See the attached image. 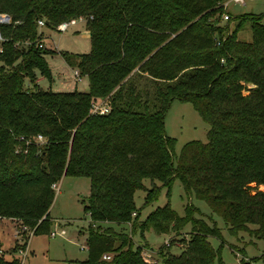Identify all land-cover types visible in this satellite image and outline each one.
Masks as SVG:
<instances>
[{"label":"trees","instance_id":"trees-1","mask_svg":"<svg viewBox=\"0 0 264 264\" xmlns=\"http://www.w3.org/2000/svg\"><path fill=\"white\" fill-rule=\"evenodd\" d=\"M222 1L0 0L10 17L0 22V217L50 233L52 184L86 176L81 264H224L216 220L197 216L192 197L230 234L245 230L264 243V12L220 23ZM78 17L89 27L90 50L62 56L87 75L88 90L41 88L37 73L50 77L44 55L54 50L37 21L55 28ZM246 22L251 40L237 35ZM174 99L190 102L209 124L206 141H186L178 153L164 127ZM97 100L109 110L91 112ZM175 178L189 200L184 214L167 200L140 218L134 191H146L144 207L162 187L168 194ZM186 225L180 252L169 251L172 241L157 249L162 263L143 257L146 241L134 244L135 234L178 235ZM209 237L219 240L216 248ZM21 246L9 257L1 251L0 264H20ZM257 260L264 263V251L240 264Z\"/></svg>","mask_w":264,"mask_h":264},{"label":"rangeland","instance_id":"rangeland-1","mask_svg":"<svg viewBox=\"0 0 264 264\" xmlns=\"http://www.w3.org/2000/svg\"><path fill=\"white\" fill-rule=\"evenodd\" d=\"M224 9V12H229L230 15H238L243 12L262 13L264 12V0H246L245 4L229 2ZM76 19V22L70 24L64 31L48 26L39 28L43 32L44 45L54 50V52L44 55L50 68V77L37 73V83L43 89L88 90L87 75H79L77 79L74 67L69 66L62 56L63 52L75 54L86 53L90 50V34L86 20L84 18ZM225 21L221 16L219 22L225 23ZM234 23V20L231 21L229 27L231 28ZM237 35L242 40H251L252 34L247 22L238 30ZM26 84H28L27 80ZM164 127L166 133L175 138L174 151L178 153L186 141L192 139L206 141L209 124L201 118L190 102L174 99L165 114ZM155 182L160 183L157 180ZM143 183L146 187L150 186L148 178H145ZM56 185L54 198L49 207V214L53 218L50 230L57 224V228H63L65 232L55 236H50L49 231L30 234L29 231L33 230V227L26 225L27 230L23 231L24 233L16 234V230L25 224L17 219L0 217V249L5 257L10 256V249L14 244H21L23 247L24 240L27 245L24 259L16 252L20 258V264H81L80 261L87 256V248H83V246H86L90 216L84 210V204L89 194V178L63 175ZM145 192L144 189H136L133 195L135 206L140 209V218H144L151 209L165 204L167 200L171 207L181 215L184 214L185 204L190 200L199 208L197 216H201L209 222H211L210 216L213 217L224 239L221 246L224 264H240L242 260H249L252 256L259 255L264 251L263 241L253 233L239 230L234 235L230 234L223 220L216 214H211L205 202L194 197L188 200L178 178H175L171 183L168 194L166 188L162 187L157 198L142 207ZM249 226L250 228L255 227L253 224H249ZM127 228L129 230V224ZM188 229L189 225H186L178 235L173 233L158 234L148 230L145 231L144 238L135 234L134 244L146 241L150 246V248L144 247L147 259L162 263L161 257L157 254L159 246L163 243L169 245L172 241L169 251L180 252L183 247L181 239L187 238L185 231ZM209 240L215 248L220 243L215 237H209ZM254 262L264 264L261 260Z\"/></svg>","mask_w":264,"mask_h":264},{"label":"built area","instance_id":"built-area-1","mask_svg":"<svg viewBox=\"0 0 264 264\" xmlns=\"http://www.w3.org/2000/svg\"><path fill=\"white\" fill-rule=\"evenodd\" d=\"M229 2H233V3H235V4H245L246 0H223V1L221 2V4L223 5V7H227V5H228ZM2 14H4V13H0V22H5V21H1ZM222 17H223V19L226 20V19L229 17V12H224V13H222ZM78 18H82V17H78ZM76 20H77L76 18H69V19H67V20H63V21L59 22V23L56 25V28H57L58 30H60V31H64V30L67 29V27H68L70 24L75 23ZM7 21H9V20H7ZM37 23H38V26H39V27H40V26H44V21H43L42 19H39V20L37 21ZM0 38H1V37H0ZM216 43L219 44L220 41L217 40ZM40 45H41V44H40ZM0 49H1V46H0ZM75 76H76L77 79L79 78V75H78L77 71H75ZM108 110H109V104L107 103L106 100H97V101H95V102L92 103V106H91V112H93V113H105V112H107ZM35 139L41 141V140L43 139V136H42L41 134H37V135L35 136ZM57 182H58V181H57ZM52 187H53V188H57L56 182H54V183L52 184ZM25 230H27V227H26V225H23V226H21L18 230H16V234H19V233H21V232H23V231H25ZM64 232H65V230H64L63 228L58 229V228H57V224H56V225L53 227V229L50 231L49 235H50V236H55V235H57V234H63ZM29 233H30V234L33 233V230L29 231ZM27 235H28V231H27ZM22 243H23V247L18 248L17 252H18L20 255H22V258L24 259V257L26 256V252H27V245H26V241H25V240H24ZM83 248H85V246H83ZM1 251H2V250L0 249V252H1ZM142 254H143V257H144L146 260H149V259H147V253H146L145 250H143ZM102 257H103V258H109V255L106 254V253H104V254L102 255ZM254 264H261V263L258 262V263H254Z\"/></svg>","mask_w":264,"mask_h":264},{"label":"water","instance_id":"water-1","mask_svg":"<svg viewBox=\"0 0 264 264\" xmlns=\"http://www.w3.org/2000/svg\"><path fill=\"white\" fill-rule=\"evenodd\" d=\"M9 15L8 14H2V18H1V21H7V20H9ZM45 23L47 24L48 23V21L47 20H45Z\"/></svg>","mask_w":264,"mask_h":264},{"label":"crops","instance_id":"crops-1","mask_svg":"<svg viewBox=\"0 0 264 264\" xmlns=\"http://www.w3.org/2000/svg\"><path fill=\"white\" fill-rule=\"evenodd\" d=\"M40 27H41V26H40ZM40 27H39V28H40ZM43 44H44V42H43ZM69 66H70V65H69ZM74 71H76V70L74 69ZM11 219H13V218H11Z\"/></svg>","mask_w":264,"mask_h":264}]
</instances>
